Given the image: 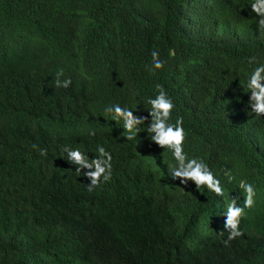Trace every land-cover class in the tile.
Wrapping results in <instances>:
<instances>
[{"label":"trees","instance_id":"16d2710c","mask_svg":"<svg viewBox=\"0 0 264 264\" xmlns=\"http://www.w3.org/2000/svg\"><path fill=\"white\" fill-rule=\"evenodd\" d=\"M252 2L0 0V264H264V115L245 87L264 64V25ZM157 85L175 105L169 122L183 118L185 154L223 196L171 179V151L146 131ZM116 104L145 120L135 139L105 114ZM98 146L112 176L89 192L63 149L91 159ZM233 200L242 234L225 245Z\"/></svg>","mask_w":264,"mask_h":264},{"label":"clouds","instance_id":"9594fccd","mask_svg":"<svg viewBox=\"0 0 264 264\" xmlns=\"http://www.w3.org/2000/svg\"><path fill=\"white\" fill-rule=\"evenodd\" d=\"M251 11L255 13L258 18V23L264 25V0H253L250 4ZM170 56L174 52L169 53ZM152 71L161 70L164 68V62L159 59V53L152 52ZM256 63V57L248 58V64ZM264 64H259L251 72L247 84V90H250L251 95V112L256 115H264ZM64 77L63 69H60L55 74V87H63L67 89L71 84L70 78L62 79ZM157 95L155 98H149L148 104L151 106L149 116L152 117V124L146 127V131L150 135V140L160 146L161 148L171 151L175 160V165L171 167L169 175L173 181L179 180L181 184L187 185L189 181L193 182L198 188L206 186L208 190L214 192L217 196L224 195L220 181L217 180L208 166L196 158H189L183 148L185 139V130L183 127V118L176 119L175 123H170L171 113L175 107L172 99L162 86L157 85ZM105 114L111 116L112 121H123V129L127 132L126 139L133 140L137 134L141 132L140 127L145 120L137 119L133 116V111L122 108L119 104L105 108ZM147 119V118H145ZM95 135L94 132L90 133ZM36 148V145L32 146ZM64 152L67 153V161L75 166V171L83 173L89 182L87 189L89 192L93 191L101 182H108L112 176V156L106 151L103 146H98V156L89 159V156L81 152L79 149H71L65 147ZM40 155L46 156V150H40ZM247 197L245 206L251 208L254 204L253 197L255 196L254 188L251 184H242ZM243 214V209L235 205V200L228 206L226 213V229L229 232L228 241L235 239L242 233L239 230L240 217Z\"/></svg>","mask_w":264,"mask_h":264},{"label":"rangeland","instance_id":"374dc122","mask_svg":"<svg viewBox=\"0 0 264 264\" xmlns=\"http://www.w3.org/2000/svg\"><path fill=\"white\" fill-rule=\"evenodd\" d=\"M198 236V233H196L195 235H194V238H196Z\"/></svg>","mask_w":264,"mask_h":264}]
</instances>
